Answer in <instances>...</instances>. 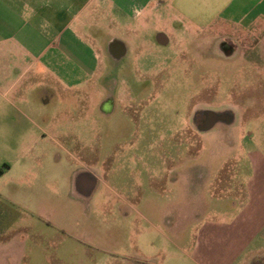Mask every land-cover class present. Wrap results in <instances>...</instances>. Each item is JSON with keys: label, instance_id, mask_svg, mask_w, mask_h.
Instances as JSON below:
<instances>
[{"label": "rangeland", "instance_id": "obj_1", "mask_svg": "<svg viewBox=\"0 0 264 264\" xmlns=\"http://www.w3.org/2000/svg\"><path fill=\"white\" fill-rule=\"evenodd\" d=\"M89 22L101 55L89 83L57 90L27 118L0 114V222L10 224L3 233L29 242L36 235L26 264H47L49 255L51 264L113 262L102 248L118 251L122 264H149L162 251L165 264L184 260L180 252L193 264L199 222H241L236 182H250L264 160L256 151L264 147L260 39L236 32L242 60L228 59L168 5ZM114 40L127 48L118 62L107 53ZM184 47L195 50V83L180 79L192 74ZM208 113L225 119L199 129Z\"/></svg>", "mask_w": 264, "mask_h": 264}, {"label": "crops", "instance_id": "obj_2", "mask_svg": "<svg viewBox=\"0 0 264 264\" xmlns=\"http://www.w3.org/2000/svg\"><path fill=\"white\" fill-rule=\"evenodd\" d=\"M153 4L168 5L175 19L204 35L205 41L215 42L217 51L228 59L238 54L242 60L236 32L260 39L257 49L264 50V0H0V114L14 110L26 117L37 103L49 104L43 102L42 92L51 96L58 91L78 92L94 77L101 59L89 42L93 28L89 21L107 12L136 18ZM146 22L152 23L151 14ZM107 53L115 61L125 54L124 45L114 40ZM258 128L264 134V124ZM256 147L264 155V147ZM260 161L261 168L250 182H236L245 197L241 222H199L193 264H264V160ZM5 225L10 224L0 222V264H26L31 259L28 251L39 248L36 235L31 242L26 237L11 238L3 233ZM102 251L113 261L108 264H122L118 251ZM167 254L158 252L163 257H154L149 264H165ZM179 255L184 260L187 256ZM46 258L51 264V255ZM184 260L178 264H185Z\"/></svg>", "mask_w": 264, "mask_h": 264}, {"label": "flooded vegetation", "instance_id": "obj_3", "mask_svg": "<svg viewBox=\"0 0 264 264\" xmlns=\"http://www.w3.org/2000/svg\"><path fill=\"white\" fill-rule=\"evenodd\" d=\"M158 41L160 42V44H162V45H168V44H170V42L168 41V39H166L164 36H162L161 34H160V36L158 37ZM124 48H125V54L124 55H122V56H116V58H115V61L116 62H118V61H120V60H122L126 55H127V48L124 46ZM179 52H181V54H182V56H187V61L189 62V64H188V69H191L192 70V74L191 75H189V74H181L180 75V79H182V80H184V79H186V78H190L191 77V79H192V82L193 83H195V82H197V80H198V76L195 74V65H196V55H195V50H191L190 51V49H188V48H186V47H184V48H180L179 49ZM190 52H192V53H190ZM189 54V55H188ZM128 93L130 94V98L131 99H137V96L135 95V93H133V91L131 92V89H129L128 90ZM188 93H190V92H188ZM132 95V96H131ZM51 97V95H46V92H42V100H43V102H48V101H50V98ZM116 99H117V97H116ZM116 102H118V101H116ZM198 118H197V120H196V122H197V124H198V121H199V114H198V116H197ZM225 119V117L224 116H222V115H217V114H215V113H208V114H206L205 116H204V123H205V125L204 126H200L199 127V129L201 128H208L209 126H211L217 119ZM198 129V130H199Z\"/></svg>", "mask_w": 264, "mask_h": 264}]
</instances>
